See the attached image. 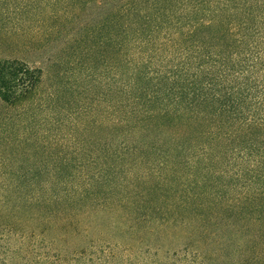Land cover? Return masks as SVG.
<instances>
[{
    "label": "trees",
    "instance_id": "trees-1",
    "mask_svg": "<svg viewBox=\"0 0 264 264\" xmlns=\"http://www.w3.org/2000/svg\"><path fill=\"white\" fill-rule=\"evenodd\" d=\"M68 1L111 118L27 128L42 70L0 56V264H264V0Z\"/></svg>",
    "mask_w": 264,
    "mask_h": 264
},
{
    "label": "rangeland",
    "instance_id": "rangeland-1",
    "mask_svg": "<svg viewBox=\"0 0 264 264\" xmlns=\"http://www.w3.org/2000/svg\"><path fill=\"white\" fill-rule=\"evenodd\" d=\"M70 7L68 0H0V56L18 58L42 70L32 100L10 107L8 113L19 114L21 123L30 122L27 128L36 129L28 130L43 133L49 127L50 140L66 147L72 146L68 138L74 125L110 120L113 86L110 65L106 71L98 50L87 52V45L80 42L99 10L92 2L80 3L73 6L76 13L71 17ZM105 105L109 107L106 116L102 114ZM121 253L116 252V257ZM149 256L164 260L163 254H144Z\"/></svg>",
    "mask_w": 264,
    "mask_h": 264
}]
</instances>
